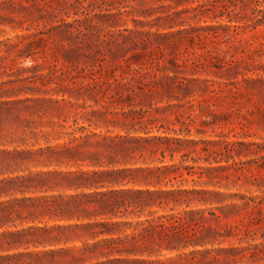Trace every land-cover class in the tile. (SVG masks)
<instances>
[{
	"label": "trees",
	"instance_id": "obj_1",
	"mask_svg": "<svg viewBox=\"0 0 264 264\" xmlns=\"http://www.w3.org/2000/svg\"><path fill=\"white\" fill-rule=\"evenodd\" d=\"M121 1L0 0V26L32 31L36 23L37 30L17 37L20 42H0V62L17 57L24 64L29 59L32 63L29 67L11 62L0 65L4 74L10 70L8 77L16 78L1 83L12 87L0 93V264L220 262L217 257L209 258L212 251L207 248L225 237L211 225L222 216L205 207L221 203L224 195L199 188L208 182H202L203 169L185 164L187 155L179 165L108 170L103 168V159L108 158L111 165L120 154L125 159L135 158L138 150L128 143L139 140L116 137L120 139L117 143L115 138L84 134L85 127L64 131L68 109L76 106L73 99L79 101L95 90L105 95L114 86L116 95L132 91L151 100L150 107L153 102H164L166 110L196 108L190 98L196 95L197 81L181 77L184 66L173 58L168 67L159 49L147 50L146 41L140 38L145 32L139 29L142 21L132 18V29L123 17L135 12L146 17L151 10L147 5L161 0H139L138 6H124ZM205 3L215 10L203 14L213 13L215 18L228 15L230 23L242 21L233 20L231 13L254 6L247 21L254 22V27L264 25V10L259 9L264 0ZM26 23L30 24L24 28ZM102 31L107 32L104 39L99 34ZM110 32L120 33L116 37ZM25 41L29 42L22 46ZM104 44L114 47L105 52ZM140 46L142 51L137 52ZM48 48L55 49L46 62L49 72L37 74L41 65L35 57ZM107 55L115 63L106 70ZM193 65L199 66L195 60ZM69 68L77 74L66 78ZM30 73L33 76H23ZM63 138L69 140L53 145ZM141 140L160 142L163 159L166 151L175 152L181 144L177 138ZM42 141L46 146H41ZM149 153L156 151L150 149ZM140 158H145L144 154ZM186 175L193 178L192 188L184 187L189 182ZM263 202L250 198L245 205ZM225 208L218 209L225 215ZM68 244L72 246L58 248ZM215 251L225 255L236 252ZM171 254L176 257L160 259Z\"/></svg>",
	"mask_w": 264,
	"mask_h": 264
},
{
	"label": "rangeland",
	"instance_id": "obj_2",
	"mask_svg": "<svg viewBox=\"0 0 264 264\" xmlns=\"http://www.w3.org/2000/svg\"><path fill=\"white\" fill-rule=\"evenodd\" d=\"M121 3L124 6H138L140 1L124 0ZM217 5L220 6V3ZM150 7L146 17L137 12L134 16L125 14L123 17L129 20L127 26L135 28L134 17L142 21L139 29L145 32H141L140 38L146 41L147 50L159 49L168 67H171L168 62L173 58L184 66L180 70L181 77L197 81L194 85L196 95L190 98L196 108L189 111L178 108L166 110L164 102H153V107H150L151 100L138 97L132 91L123 90L116 95L118 89L114 86L105 95L95 90L91 96L86 95L88 97L79 101L73 99L76 106L68 109L69 118L63 122L66 127L64 131L85 127L84 134L115 138L117 143H120V139L116 137L139 140L128 143V147L138 150L135 158L125 159L120 154L111 165H108V158L103 159V168L108 170L179 165L182 156L187 155L189 161L185 164L197 166L198 171L199 168L203 169L202 182H208V185L199 188L224 195L221 203L205 207L206 210L214 209L222 216L221 221L212 222L211 225L225 236L207 248L212 251L209 258L217 257L220 260L215 264H264V202L245 205L250 198H256L257 202L264 199V25L258 23L254 27V22L247 21V17H252L254 6L231 13L233 20L242 18L241 23H230L228 15L215 18L213 13L203 14L215 10L205 0H161L147 5V9ZM259 9L264 10V5ZM29 24L26 23L24 28ZM33 26L32 31L0 26V42L9 39L20 42L21 38L18 40L17 37L37 32L36 23ZM105 33H99L103 39ZM110 33L118 37L120 32ZM28 42L25 41L22 46ZM49 47L53 48L51 44ZM103 47L108 52L114 45L104 44ZM50 48L36 55L41 65L37 74H48L46 62L55 51ZM142 48L140 46L137 52ZM60 57L64 61V57ZM73 57L75 59L76 55L73 54ZM194 60L199 66L193 65ZM229 61H233L231 66ZM10 62L18 67L32 64L31 59L24 64L22 59L13 57L0 62V65ZM114 63L107 55L103 64L107 70ZM10 73L12 71L9 70L8 74H4L0 69V93L12 87L1 86L3 82L16 79L8 77ZM76 74L69 68L65 77ZM146 131L150 134L146 135ZM155 137L177 138L181 144L176 145L175 152L166 151L163 159L161 151L164 146L160 142L141 140ZM68 140L60 139L53 145ZM41 146H46V142L42 141ZM150 149L156 153L150 154ZM140 154H144L145 158H140ZM186 178L189 182L184 187L192 188L193 178L187 175ZM232 205H237V208H229ZM221 207H228L224 210L225 215L218 209ZM70 246L72 244L58 248ZM222 248L235 249L236 252L225 255L215 251ZM170 257L174 258L176 254L160 259L165 261Z\"/></svg>",
	"mask_w": 264,
	"mask_h": 264
}]
</instances>
